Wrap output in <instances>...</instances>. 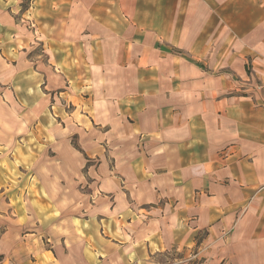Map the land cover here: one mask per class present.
I'll list each match as a JSON object with an SVG mask.
<instances>
[{
	"label": "crops",
	"instance_id": "0c3cea01",
	"mask_svg": "<svg viewBox=\"0 0 264 264\" xmlns=\"http://www.w3.org/2000/svg\"><path fill=\"white\" fill-rule=\"evenodd\" d=\"M31 140L49 264H264V0H0V148Z\"/></svg>",
	"mask_w": 264,
	"mask_h": 264
},
{
	"label": "rangeland",
	"instance_id": "374dc122",
	"mask_svg": "<svg viewBox=\"0 0 264 264\" xmlns=\"http://www.w3.org/2000/svg\"><path fill=\"white\" fill-rule=\"evenodd\" d=\"M33 143L34 140H31V143L27 144V149H30L29 151H25L26 147H23V145L16 146L18 154L15 155L9 153L11 146L3 145L2 147L4 148H0V152L2 153L0 154V189L5 190L4 195L10 197L11 205L16 207V212L22 216V220H25L26 217L29 219L27 221L29 223L26 226V233H30V235L25 237L27 240L20 241V245L16 250L18 252L17 255L10 260L12 264H20L22 258L30 261V264H34L35 262L37 264H49L52 259L48 252L51 251L54 255L53 249L59 245L57 235L55 234V225L47 223L48 220L57 216L58 210L54 206L55 202H53L56 196H53L54 198L49 201L44 192L40 191L42 186L40 184L39 173L42 172V168L49 169V160H26L23 155V153L27 152L33 154L35 151L38 153L43 151V147L37 146V144L32 145ZM30 145L31 148H29ZM45 152L50 153L52 149H48ZM46 153L44 156L47 155ZM58 182L59 184L62 183L60 185L69 187V183L65 178H60ZM60 188L61 186L57 189V195L60 192ZM59 199L60 197L56 199V202ZM28 200H30V203ZM6 202L7 197L0 198V216H5ZM44 202L48 203V206ZM42 222H44V225H41ZM22 242L25 243L24 246ZM23 250L25 252L24 256H22ZM1 263L4 264L2 257H0ZM54 264L56 263L54 262Z\"/></svg>",
	"mask_w": 264,
	"mask_h": 264
}]
</instances>
